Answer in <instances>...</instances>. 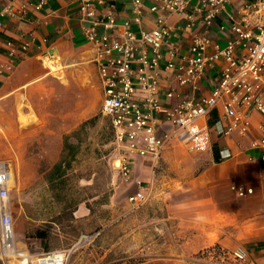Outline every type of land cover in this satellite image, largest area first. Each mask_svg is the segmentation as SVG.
Here are the masks:
<instances>
[{
    "label": "crops",
    "instance_id": "0c3cea01",
    "mask_svg": "<svg viewBox=\"0 0 264 264\" xmlns=\"http://www.w3.org/2000/svg\"><path fill=\"white\" fill-rule=\"evenodd\" d=\"M142 1L147 9L152 5L149 0ZM21 5L22 0H0V22L4 24L0 27V69L3 70L0 75V162L9 163L12 170H22L23 173H17L21 178L16 189L23 190L26 184H46L47 172L41 170L51 171L62 163L67 153L72 160L73 148L79 143L83 127L101 113L103 87L95 63L96 48L83 33L78 1L47 0L41 11L30 10L24 19L18 15L2 16L7 8L17 12ZM237 7V3L228 6L214 21L208 33L213 44L225 46L232 38L228 15ZM115 11L119 24L131 21L137 34L155 29L158 21L166 18L173 32L172 40L180 51L189 49L193 33L200 32L204 26L199 19L196 28L189 30L186 20L164 11H147L141 22L135 23L130 5L123 3L118 4ZM120 32L119 28L115 33L119 35ZM8 41L17 46L15 64L10 71L4 69L11 60L6 46ZM24 44H28L27 49H23ZM167 49L164 47L162 51ZM220 75L219 66L207 70V80L196 96L209 94ZM167 84L164 82V89ZM58 91L66 108L64 113L36 111L38 105L46 107L55 103ZM22 106L26 122L21 119L19 108ZM220 114L221 110L215 109L193 126L198 134L194 142L187 144L192 156L181 162L177 160L174 166L171 160L178 158L175 153L168 149L164 153L172 165L169 167L176 170L177 178L166 183H163L165 178L163 182H156L155 201H165L166 220L176 223V244L167 247L171 250L168 256L173 258L170 261L176 264L215 247L241 264H264V164L262 151L252 148L253 141L261 134L260 117L253 114L249 135L233 132L225 136L218 130ZM36 121L50 122L55 129ZM46 146H50V150ZM226 153L231 157L223 158ZM133 160L132 180L145 185L150 183L160 166L154 169L150 160L141 157ZM24 177H28L27 182L22 180ZM233 186L251 192L240 197ZM174 192L175 199L166 202ZM19 194L27 199L44 197L41 192L19 191ZM23 197L20 199H25ZM90 214L84 205L74 216L80 218ZM94 223L103 227V217L97 215ZM56 226V233L52 235H67ZM97 229L103 233L104 228ZM31 231L24 227L20 235H16L21 249L32 253L67 249L52 245L49 242L52 235L47 241L44 234L40 238H30ZM100 237L89 245L93 246L90 253L84 251L78 255L75 264H102L105 256L99 255ZM29 240L32 242H27Z\"/></svg>",
    "mask_w": 264,
    "mask_h": 264
},
{
    "label": "built area",
    "instance_id": "2783aa9c",
    "mask_svg": "<svg viewBox=\"0 0 264 264\" xmlns=\"http://www.w3.org/2000/svg\"><path fill=\"white\" fill-rule=\"evenodd\" d=\"M83 22V33L96 48L95 63L103 87L101 114L109 118L115 142L121 150L116 167L126 181L132 179L135 157L151 161L156 169L173 141L194 142L198 132L193 126L215 110H221L219 133L225 136L237 132L247 136L252 130L253 114L260 117V136L252 148L261 150L264 164V0H149L147 9L142 0H77ZM128 4L135 23L145 13L164 11L186 20L194 30L200 19L202 30L193 33L187 51H180L173 42L172 29L166 18L158 21L151 31L137 34L132 22L117 21L118 4ZM238 7L228 15L232 38L225 46L213 44L208 36L228 6ZM47 0H22L17 12L7 8L2 16L24 19L30 10L41 11ZM102 10V11H101ZM104 10V11H103ZM4 24L0 22L2 28ZM120 28V34L115 32ZM223 29V28H222ZM12 70L17 46L8 41ZM168 47L166 52L163 48ZM28 44L23 45L27 49ZM52 53V52H51ZM214 66L221 68L217 85L209 94L197 97L206 72ZM3 70L0 69V75ZM164 82L168 83L164 89ZM231 157L226 153L223 158ZM264 171V167H263ZM12 169L0 162V262L3 264H71L80 247L89 246L102 232L83 234L71 248L37 253L21 249L15 235L11 204ZM139 191L128 197L132 210L149 202L152 184L137 183ZM232 189L240 197L249 191ZM241 258V257H240Z\"/></svg>",
    "mask_w": 264,
    "mask_h": 264
},
{
    "label": "rangeland",
    "instance_id": "374dc122",
    "mask_svg": "<svg viewBox=\"0 0 264 264\" xmlns=\"http://www.w3.org/2000/svg\"><path fill=\"white\" fill-rule=\"evenodd\" d=\"M63 103V100L59 99L58 91L55 103L46 107L38 105L36 111L42 113L49 111L58 115L66 110ZM19 109L22 122H26L23 106ZM28 109L33 111L32 108ZM37 123L42 126L45 123L52 124L45 121ZM49 127L55 129L54 125ZM46 149L50 150V146H46ZM169 150L178 157L171 160L174 166L177 160L181 162L193 155L187 144L178 141H173L167 151ZM72 153L71 161L68 157L70 153H67L62 158V163L51 171L47 168L42 169L41 171L47 172L45 178L47 183L39 186L26 184L25 189H16L21 177L17 176L18 169L12 170L10 195L15 235H20L26 227L32 230L28 237H37V232H42L47 241L49 235L56 233L57 224L67 235H52L49 242L55 246L71 248L83 234H92L98 231L97 228H104L98 242L99 255L105 256L102 264H176L170 261L173 258L168 256L171 250L167 248L168 244L172 246L176 244V223L167 222L165 201H155L156 182L165 178L162 182L166 183L177 178L176 170L170 168L172 165L165 159L166 154L160 160V168L156 170L152 177L153 181L150 182L153 186L151 199L140 209L132 210L128 196L138 192L139 187L132 179L126 181L115 165L121 150L115 142L109 118L99 113L83 127L82 136ZM19 172L23 173L22 170ZM27 179L28 177L22 178L25 182ZM19 191L41 192L44 197L32 199L30 196L27 199L20 196ZM175 195V192L174 195L170 194L166 202L174 200ZM20 197L25 199L21 200ZM84 205H87L91 214L88 217H75L74 213ZM97 215L103 217V227L94 223ZM41 220L44 223H39ZM27 242L30 243L32 240ZM92 247H80L74 254L71 264H75L80 253L84 251L90 253ZM181 264L241 263L215 247L186 258Z\"/></svg>",
    "mask_w": 264,
    "mask_h": 264
},
{
    "label": "trees",
    "instance_id": "16d2710c",
    "mask_svg": "<svg viewBox=\"0 0 264 264\" xmlns=\"http://www.w3.org/2000/svg\"><path fill=\"white\" fill-rule=\"evenodd\" d=\"M112 127V126H111ZM37 237H43L42 232H37Z\"/></svg>",
    "mask_w": 264,
    "mask_h": 264
}]
</instances>
